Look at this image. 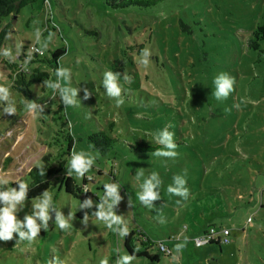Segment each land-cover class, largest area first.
<instances>
[{"label":"rangeland","instance_id":"1","mask_svg":"<svg viewBox=\"0 0 264 264\" xmlns=\"http://www.w3.org/2000/svg\"><path fill=\"white\" fill-rule=\"evenodd\" d=\"M5 24L9 28L0 48L15 53L22 45L18 57L23 60L30 45L40 47L35 38L39 29L41 43L48 41L42 56L63 48L59 66L71 70V85L80 90L77 106L65 108L39 83L33 100L43 106L42 113L27 112L25 100L11 91L16 113L0 112V179L27 182L28 170L42 164V156L49 155L56 165L60 154L64 166L50 177L48 191L62 213L74 217L72 227L62 232L50 210L48 230L41 229L32 244L16 243V233L0 241V264H49L52 256L63 264H98L109 257L111 264L117 254H125L123 237L94 216L87 227L81 223L103 198V185L112 182L120 185L122 197L115 213L129 231L139 234L134 235L135 248L158 255L157 261L139 256L132 264H264V194L258 200L264 189V35L257 30L264 32V0H160L150 7L122 9L102 0H34L1 18L0 30ZM253 31L262 36L258 49L252 47L257 36ZM140 44L151 51L147 66L140 63ZM36 57L41 56L33 55L30 67L49 70ZM13 60L0 57V84L8 87L6 61ZM105 71L119 73V107L102 87ZM220 72L232 76L235 84L229 97L218 101L212 81ZM110 122L111 135L118 141L108 151H97L87 136L98 129L108 131ZM169 125L177 145L175 158L156 157L154 151L138 153L131 147L141 140L158 145L153 134ZM68 134L71 151L96 157L85 176H71L81 189L87 187L84 199L94 201L82 216L78 206L83 201L60 188L71 153L62 154ZM185 170L190 190L186 201L167 192L173 176ZM152 172L159 174L162 184L160 199L148 208L136 194ZM30 201L26 198L19 219L30 214ZM207 224L227 227L230 242L195 246L188 235ZM143 234L152 245L137 240ZM157 241L170 253L160 252ZM180 242L185 247L178 252L175 245Z\"/></svg>","mask_w":264,"mask_h":264},{"label":"clouds","instance_id":"2","mask_svg":"<svg viewBox=\"0 0 264 264\" xmlns=\"http://www.w3.org/2000/svg\"><path fill=\"white\" fill-rule=\"evenodd\" d=\"M52 33H49L51 37ZM36 43L40 45L38 48L28 49L25 58L22 61L21 69L27 70L30 65V61L33 60V53L43 55L44 50L48 46V41L45 40L41 43V32L39 29L35 31ZM21 46L18 45L15 49V53L12 48H0V57L8 59H17L21 53ZM151 57V51L145 47L140 51V63L147 66L149 64V58ZM119 73L113 71H105L102 74V87L106 95L110 98H116V106L119 107L123 103L121 98L122 86L118 83ZM54 79L47 78L43 81V85L46 89H51L53 96H58L63 105L77 106L78 98L77 93L80 89L71 85V70L69 68L58 66L54 70ZM125 81L129 80L128 76H124ZM214 85V91L212 95L216 100L227 99L234 90L235 80L226 72L218 73L212 81ZM89 92L84 90V97L87 98ZM238 107V105H236ZM23 108L29 112H43V106L34 100H27L23 103ZM17 111L15 105L10 99V88L6 85L0 84V112L3 114H15ZM89 116L91 113L88 114ZM171 125L160 129L153 134V138L156 144L160 145L159 149L152 152V155L156 157L175 158L177 156L176 143L174 141V133L169 131L168 128ZM96 157L91 153L85 151H71L69 159L67 160L66 169L67 175L72 176L75 174L78 177L85 176L89 169L94 165ZM39 175H44V169L39 168ZM137 178L143 176V173H137ZM187 172L184 171L183 175L177 174L173 176L172 184L168 185L167 192L180 197L183 200L189 198V188L186 180ZM10 182L7 179H0V241H8L13 238V234H18L16 243L27 242L32 244L37 239L38 233L41 229L48 230V222L50 220V210L54 212V225L58 227L62 232L69 230L72 227L70 221L73 220V214L69 212L65 216L61 209L58 208L54 202L53 194L44 190L38 197L31 199L30 201V214L26 213L23 219L17 217V213L23 210L25 206V200L27 193L29 192V184L23 180L16 182L17 187L9 186ZM162 181L157 172H152L143 182L139 185L140 191L136 194L139 202L148 207L154 208L153 201L160 199V187ZM4 186H7L6 188ZM104 196L99 200V203L95 205V210L89 215L87 212L83 215L81 223L87 227L89 217L94 216L99 222H101L105 228L116 232L120 237H126L129 234V228L123 221L121 215H117L114 208L121 201L122 197L119 194L120 185L115 182L105 183L103 185ZM82 191H88L84 186ZM93 200L86 198L83 202H80L78 209H92ZM179 204L180 201L177 200ZM77 209V210H78ZM164 222L163 218L160 220ZM185 247L184 242L177 243L175 249L179 252ZM139 249H134L133 254L126 252L125 254H117L114 259L111 260V264H132L136 259L135 252ZM49 264H63V261L58 260L55 256H52ZM98 264H110L109 257H102Z\"/></svg>","mask_w":264,"mask_h":264},{"label":"trees","instance_id":"3","mask_svg":"<svg viewBox=\"0 0 264 264\" xmlns=\"http://www.w3.org/2000/svg\"><path fill=\"white\" fill-rule=\"evenodd\" d=\"M31 1H34V0H0V19L17 12V10L20 7L26 5L27 3ZM102 1H104L107 5L113 8L122 9V8H129V7H150L156 4L160 0H102ZM179 25H180V28L182 29L186 28L185 24L181 20L179 21ZM8 28H9V25L5 24L0 30V47L2 45L5 33L8 31ZM262 29H264V26H262ZM257 30L262 32L261 33L262 36L264 35V32L262 30H259V29ZM253 33L256 34L257 32L253 31ZM262 36L257 35L255 37L254 41H256V43L252 46L253 48H257V49L259 48L258 47L259 43L257 42V39H261ZM142 48H143V45L140 44L139 50L141 51ZM63 53H64L63 48H56L50 52V56L36 57V61H39L41 64H45L49 70L51 69V72H54L55 68L59 66V58L60 56L63 55ZM23 56H26V55H23ZM21 61L23 60L20 57H17L16 60H13L11 62L6 61L7 62L6 64L8 66L7 67L8 68L7 78L10 81L9 88L11 92H15L20 97H22L25 101L33 100L35 97L34 87L39 83H43L45 79L53 77L54 74L51 76L52 73L49 70H43L39 67V65L30 67L31 63L35 61L34 59L30 61V65H29L30 68H27V70L23 71L21 69L22 67ZM60 108L62 107L60 106ZM107 126H108V131L105 129H98L94 132H91L87 136L88 142L91 143L92 147L97 151H100V152L108 151V149L115 142L118 141V138L115 135H111L114 129L113 122L108 123ZM66 138H67V144H66V149L64 150V152H62L63 155L67 153L69 154V152L71 151L72 145H73V139L69 134L67 135ZM131 147H133V149L137 151L138 153L151 152V151H155L156 149H158V145H149L145 142V140L137 141L135 142V145H132ZM58 156L61 157L60 154H58ZM59 157L55 159L56 165H52L50 156L44 155L42 156V164H40L39 166H33L28 170L27 183L29 184L30 189L26 196L27 199L36 198L44 190L51 189L50 177L58 174L64 166L63 158L59 159ZM37 167L44 169L43 176L39 175V169ZM16 182H19V181H10L9 186L17 187ZM85 182H86V179L83 178L82 180L83 185H85ZM4 187L6 188L7 186H4ZM80 187L81 186L77 185L71 176L66 175V176H63V178L61 179L60 188H62L65 193L74 196L80 201H83L85 195L83 196V191ZM84 193H86V196L88 195L87 191H85ZM263 194H264V189H261L259 193V197H258L259 201L263 198ZM263 204H264L263 202H260V207H262ZM85 212H86V209H82L78 213V216H82L83 213ZM52 215L54 217V213L51 214V216ZM245 223L246 225L250 224L251 217H247ZM209 227H215L217 229L227 228V227H222V226H216L214 224H207L203 226H197V228H194L193 232H191V235H199L200 233H203L207 229H209ZM134 235H139V234L135 230H130L129 234L126 237H123V240H122V246L129 254H133L134 249H136L133 243V240L135 238ZM229 235H230V230H229ZM141 237L142 239L138 238L137 240L140 241L142 244L146 243V241H149L144 236V234L141 235ZM149 243L152 245L151 241H149ZM220 244L221 243L219 241H210L209 243H207V245H220ZM162 253L169 254L170 251L168 249V252H162ZM135 254L137 257L143 256V257L148 258L149 260H155V261L158 260L157 254L151 256L147 252V249L145 248L139 249V251L135 252Z\"/></svg>","mask_w":264,"mask_h":264},{"label":"built area","instance_id":"4","mask_svg":"<svg viewBox=\"0 0 264 264\" xmlns=\"http://www.w3.org/2000/svg\"><path fill=\"white\" fill-rule=\"evenodd\" d=\"M30 48H37V46L30 45L28 49ZM33 55L41 56L38 55L37 53H33ZM229 230L227 228H215V227H209L205 232L200 233L199 235L193 236L191 238L193 244L195 246H202L210 241H219L220 243H228L229 242ZM156 245L158 247V250L160 252H168V248L164 245L162 241H157Z\"/></svg>","mask_w":264,"mask_h":264},{"label":"crops","instance_id":"5","mask_svg":"<svg viewBox=\"0 0 264 264\" xmlns=\"http://www.w3.org/2000/svg\"><path fill=\"white\" fill-rule=\"evenodd\" d=\"M193 237V236H196V235H191V233L188 235V237ZM205 252H207L206 250H205ZM211 259L210 260H212L213 259V257H210Z\"/></svg>","mask_w":264,"mask_h":264}]
</instances>
